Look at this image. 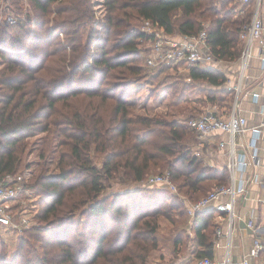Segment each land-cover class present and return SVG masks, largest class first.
I'll list each match as a JSON object with an SVG mask.
<instances>
[{
    "label": "trees",
    "instance_id": "obj_1",
    "mask_svg": "<svg viewBox=\"0 0 264 264\" xmlns=\"http://www.w3.org/2000/svg\"><path fill=\"white\" fill-rule=\"evenodd\" d=\"M27 1L43 16L52 3L62 4L56 6V16L44 31V23L38 20L41 32L30 34V18L16 20L20 26L15 34L9 30L14 25L0 26V57L5 64L0 68V178L10 175L12 179L5 183L19 179L26 188L22 175L16 173L27 138L35 134H47L40 158L49 152L56 137L62 138L59 145L63 149L57 172L35 178L34 186L42 195L37 218L45 223L25 230L27 239H20L19 251L8 260L1 256L0 264H147L150 251L158 245L157 216L178 222L181 230L187 215L184 199L199 198L208 187L227 184L228 173L204 166L186 144L185 129L176 122L147 116L132 119L125 84L103 83L116 68L141 70V21L172 35L194 34L204 27L201 21L205 20L207 47L213 58L238 60L243 49L240 33L250 21L252 4L239 0H103L106 15L99 23V37L94 27L96 41L92 42L93 35L84 33L88 23L93 29L95 22L89 0ZM20 2L10 0L9 4L15 10ZM59 33L65 35L64 44L51 45L50 50L37 48L39 43H52ZM184 70V80L206 81L213 91L231 94L223 86L224 74L216 67L188 65ZM79 72L90 79L83 89L75 87ZM62 90L70 93L59 95ZM80 94L98 97L100 104L89 102L81 110H57L59 99L68 101ZM204 95L212 103L224 99L220 108L230 105L225 98ZM108 100L112 102L106 114H101ZM92 147L104 154L100 169L91 161ZM154 169H167L176 192L163 186H143L132 192L100 193L103 177L118 170L123 181L133 184ZM168 201L174 202L168 208L179 210L178 214L169 212V216L168 208L162 210ZM213 213L197 212L191 220L194 236L203 246L198 257L211 256ZM29 239L44 243L40 257L21 253L26 244L32 248Z\"/></svg>",
    "mask_w": 264,
    "mask_h": 264
},
{
    "label": "rangeland",
    "instance_id": "obj_2",
    "mask_svg": "<svg viewBox=\"0 0 264 264\" xmlns=\"http://www.w3.org/2000/svg\"><path fill=\"white\" fill-rule=\"evenodd\" d=\"M89 2V6L91 7V10L93 12L95 22L94 24L92 23L93 29L90 28V23H88L87 29L84 31V33L93 35L92 42H95L96 40L94 38V34L96 32L94 27L96 26L97 37H99V23L104 21L106 15V7L103 4V0H89ZM9 3L10 0H0V26L4 25L2 24V21L6 20L10 15L16 18L17 21L21 20L22 22H24V20H26L27 18H30V25L27 26V28L29 27V30L31 31L30 34L41 32V29H38L36 25V23H38V20L44 23L42 24L43 31L47 28L48 24H52V19L56 16V6L62 4L59 1L52 3L50 9L48 10L49 13L43 16L39 11H35V9L27 0H21L15 10L13 9V7L11 8ZM228 6L231 7L232 5L229 4ZM16 11L18 12V14H16ZM179 13L180 12L175 14L174 17L177 18L179 16ZM235 16L236 15H234L233 17ZM17 21L15 22L17 23ZM145 22H139V26L142 28ZM201 22L203 26L207 25V21L202 20ZM16 23L7 22V24H10L11 26L14 25L13 27H15L9 29L11 34H15L16 32H18L20 25L16 26ZM57 43L64 44L65 35L59 33L58 36H55L52 39V43H39V47L37 48L48 47L49 49V46L57 45ZM144 44L146 45V42H144ZM91 48L92 50H95L94 45H92ZM145 54L146 49L143 52V66L141 70L139 69L136 72H131L126 69L123 70L120 68H116L111 72L113 77L109 75V78L104 81L103 86H107V83L113 84L119 81L123 84V86L125 84L128 93L127 100L131 104L130 107L128 106L131 118L135 119L138 116H147L158 117L176 122L178 125L185 129V142L192 148L195 154V130L189 125V121L192 118H195V116L201 114L205 109H207V106H210L215 110H228L231 107L233 99L229 94L222 95L220 93V89L217 90L218 88L214 89L217 91H213V87L210 86L206 81H198L195 83V81L189 82L188 78L184 80L183 77L186 75L185 70L182 67L177 68L167 66L164 69L158 70L156 68H150L146 65ZM4 65V61L0 57V68L4 67ZM211 65L219 68L218 64L216 63H212ZM87 79V75H83L81 74V72H79L76 76L75 87L83 89V86H85L84 84L86 83ZM68 93H70V91L65 92V90H62L60 91L59 95ZM206 93L214 95L216 98H225V100L227 101L230 100L229 107L225 106L223 108H220L224 99L222 101L220 100V102L216 100L214 103L208 101V99H206V96L204 95ZM116 94H118V91L116 92ZM89 102H91L95 106L100 104V100L98 97L89 98L80 94L78 96L69 98L68 101L59 99V101L56 102V106L58 107L57 110L59 111H72L74 109L81 110L82 106L86 105ZM111 102V100H108L105 103L106 111L103 112V110L101 109V114H106ZM46 136V133L41 132L27 138L26 150L17 168L16 174L22 175V178L25 180V184L27 186L25 190L15 196L14 199L9 203V209L11 210L12 214L14 216H17L16 221L14 220L15 218L13 219V223H16L17 225L15 227L0 225V257L4 256L3 258L7 260L12 254L19 251L17 249V245L20 239H27L26 235L28 231L25 230H28V228H30L31 226H39L45 223L39 221V219L37 218V214L38 212H40L42 206V195L41 189L34 186L35 178H37L39 175L52 174L57 172V161L60 156L61 150L63 149V147L59 145V142L62 138L56 137L53 140V144L51 145L49 152L46 153L44 157L40 158V150L45 144ZM89 155L91 161L100 169L102 167L104 154L92 147ZM43 167L44 170L42 169ZM166 171L167 169H154L147 175L162 173ZM102 184L103 189L100 193L106 195L121 193L124 191L132 192L133 190L141 189L143 187L141 182L131 184L129 182L123 181L120 170H118V172L113 176L112 174H110L106 178L103 177ZM210 189L211 188L208 187V189L199 196L206 194V192ZM197 197L194 195L192 198L188 197V199L193 201L198 199ZM175 200L176 199H173V201ZM173 201H168V204L166 205V207L163 206L162 210H166L170 206V204L174 203ZM171 206H174V204H172ZM122 208L123 210H125L124 206ZM167 212L169 216L170 214L174 216V214H178L179 210L175 211L171 208H168ZM76 214L77 218L78 216L80 217L79 212H76ZM20 216H24L25 218H27V223H23L22 221H20ZM174 218L178 220L180 216H175ZM157 220L159 221L158 229L156 232L158 245L155 249L150 251L147 257V264H163L167 262L169 258H172L171 256H168V254H170V246L168 240H171L172 237H174V235L177 234L178 231H180V228L176 225L179 224L178 222H175L176 224H174L168 218H163V216H157ZM182 236L183 244L187 243L188 241L190 242V238H185L184 235ZM29 240L32 248L28 244H26L22 248L21 253L23 254V256H28L30 254L29 256L40 257L44 252V249H42L44 243L41 240ZM260 260L264 264V254H262Z\"/></svg>",
    "mask_w": 264,
    "mask_h": 264
},
{
    "label": "built area",
    "instance_id": "obj_3",
    "mask_svg": "<svg viewBox=\"0 0 264 264\" xmlns=\"http://www.w3.org/2000/svg\"><path fill=\"white\" fill-rule=\"evenodd\" d=\"M239 1L241 4L245 5H249V3L252 4L250 21L243 26L240 33V39L243 42V49L239 58L240 78L251 57V46L254 42L260 47L259 57L262 63L261 67H264V55L262 53L264 49V13L259 11L262 0ZM15 21L16 18L10 15L6 20L2 21V24L7 22L15 23ZM141 31L143 35L138 39V45L144 51L146 49L145 62L150 68H158L164 65L169 67L177 66V68L182 67L183 69L188 65L206 67L216 61L207 47V31L205 26L194 34L170 35L166 34L163 28L152 25L149 21H146ZM144 42H146V45ZM233 89L237 93L239 85L238 87L234 86ZM253 95L257 98L258 93H254ZM263 107L264 106L261 105L260 112H263ZM245 123V118L237 111L236 99L233 106L226 114L218 113L213 108H207L189 121V125L195 130L198 137L204 138L218 131H223L228 134L229 148L226 165L230 175V181L227 184L216 185L206 195L194 201L187 202L186 213L189 218L192 219L197 212L213 209L214 211L226 213L230 219H232V217L237 216L234 209L236 195L245 192L247 184L251 182V180L258 181L260 184L263 183L262 180H257L256 176H253L251 179L240 177L238 181L235 177L236 170L241 168L244 170V168L256 157V140L260 132V125L251 127L252 136L247 145L252 148L250 159L247 160L244 154L239 155L235 152L237 139L239 140V137L243 135L246 129ZM218 144L223 146L224 143L220 140ZM8 179H12L10 175H5L0 178V224L3 226L15 227L17 224L13 223L15 216L9 209V203L15 196L25 190V188L23 184L18 181L19 179L11 184L5 183ZM141 183L142 186L145 187L163 186L171 192H176L177 190L168 171L148 175ZM262 216L264 217V200L262 201ZM14 220L16 221V219ZM20 221L27 223L28 219L24 216H20ZM246 227L253 232L251 254L253 256H258L261 252H264V225L259 226L256 224L254 214H250L246 219ZM217 232L220 233V230L217 229ZM223 263L227 264L228 260L225 259ZM196 264H222V262L205 256L198 258ZM238 264L254 263H252L247 256H243Z\"/></svg>",
    "mask_w": 264,
    "mask_h": 264
},
{
    "label": "crops",
    "instance_id": "obj_4",
    "mask_svg": "<svg viewBox=\"0 0 264 264\" xmlns=\"http://www.w3.org/2000/svg\"><path fill=\"white\" fill-rule=\"evenodd\" d=\"M259 11L264 13V0L261 2ZM259 52L260 47L254 42L251 46V57L240 78L239 59L215 61L219 67L217 69L225 76L223 86L231 93L233 99L231 107L236 99L237 111L246 120V129L236 142V154H244L247 160L250 159L252 148L247 145L252 136L251 127L260 125V132L256 140V157L244 170L243 168L236 170V180L238 181L240 177L251 179L256 176L257 180L263 181L260 184L258 181L251 180L247 184L246 191L236 195L234 209L237 216L232 217V219L224 212L211 209L214 212L212 222L215 227L212 231V253L209 257L222 262V264H224L225 259L228 260L227 264H238L243 256H247L254 264H260L262 263L261 256L264 254V252H261L258 256L251 254L253 232L246 227V219L250 214H254L256 224L259 226L264 225V217L262 216V201L264 200V107L263 112H260L261 105L264 106V67H261ZM262 53L264 55V49ZM238 85L239 89L236 93L233 87H238ZM254 93H258L257 98L254 97ZM206 108L212 107L207 106ZM230 108L225 111L217 109L215 111L226 114ZM228 139V134L223 131H218L204 138L198 137L195 132V155L204 166L217 170L225 169L228 173L226 165L229 148ZM220 140L223 141V146L218 144ZM229 181L230 175L228 173ZM188 201L190 200L184 199L185 207ZM191 220L186 215L180 232L175 234L171 240H168L170 246L168 256L172 258H169L163 264H196L197 259L200 258L197 253L203 249V246L194 236ZM217 229L220 230V233L217 232ZM181 234L185 238H190V242L183 244Z\"/></svg>",
    "mask_w": 264,
    "mask_h": 264
}]
</instances>
